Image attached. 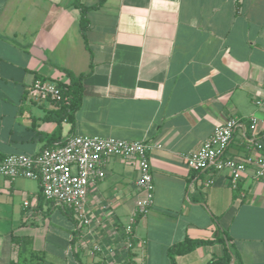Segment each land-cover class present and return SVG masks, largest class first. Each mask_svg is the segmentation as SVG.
Here are the masks:
<instances>
[{
	"label": "crops",
	"instance_id": "1",
	"mask_svg": "<svg viewBox=\"0 0 264 264\" xmlns=\"http://www.w3.org/2000/svg\"><path fill=\"white\" fill-rule=\"evenodd\" d=\"M88 18L84 37L75 0H0V158L77 134L146 142L155 196L136 224L132 264H210L224 255L223 229L243 264H264V178L251 168L233 187L228 170H190L184 158L230 117L245 131L225 156L258 155L249 118L264 138L255 103L264 93V0H106ZM67 71L85 75L73 128L28 96L36 78L67 83ZM105 171L88 201L97 220L83 232L75 214L45 200L39 180L0 177V264H104L91 242H110L140 196L135 161L112 157ZM187 238L212 243L174 263L170 246Z\"/></svg>",
	"mask_w": 264,
	"mask_h": 264
},
{
	"label": "built area",
	"instance_id": "2",
	"mask_svg": "<svg viewBox=\"0 0 264 264\" xmlns=\"http://www.w3.org/2000/svg\"><path fill=\"white\" fill-rule=\"evenodd\" d=\"M55 79L36 78L28 96L37 104L50 103L59 108L64 103L60 85ZM264 110V93L256 99ZM240 117H230L218 124L213 133L195 151L184 156L190 170L215 172L228 170L233 187L251 168L257 179L264 178V138L255 133L258 119L249 118L251 141L257 156L236 159L225 156L238 129L245 131ZM245 135V133L243 132ZM112 157L135 161L139 169L136 185L140 196L121 231L113 233L108 243L91 242V254H102L104 264H132L129 252L137 242L135 227L141 217L147 216L154 203L155 181L150 163V146L143 141H128L116 137L70 135L62 143L42 149L36 154L12 153L0 158V177H26L40 182L45 200L72 209L78 219V229L95 224L97 217L88 208L91 189L106 176L105 166ZM211 177L206 185H212ZM27 204V202H26ZM115 235V236H114ZM100 257V256H99Z\"/></svg>",
	"mask_w": 264,
	"mask_h": 264
},
{
	"label": "trees",
	"instance_id": "3",
	"mask_svg": "<svg viewBox=\"0 0 264 264\" xmlns=\"http://www.w3.org/2000/svg\"><path fill=\"white\" fill-rule=\"evenodd\" d=\"M105 2L106 0H98L94 4L86 5L81 0H75V6L78 7L81 12L80 23L82 34L84 35V37H86V30L90 26L88 11L101 7ZM67 75L70 77V81L67 83H60L64 96V103L56 109L54 114L56 115L55 119H57L59 122L65 119L72 124L73 128L75 125V113L82 105L83 78L85 77V75L80 74L76 76L70 71H67ZM62 208L71 219H74V216L72 214L75 213L72 209H67L64 206H62ZM218 241L222 242L225 245L224 255L221 257L213 258L210 264H243L242 259L239 257L237 251L235 250L234 244L232 243V238L229 236L226 229H223V235L220 239H218ZM210 243H212V241L210 240H196L187 238L182 242L170 246L168 253L171 256L172 261L175 263V255L188 253L191 250L195 249L197 246Z\"/></svg>",
	"mask_w": 264,
	"mask_h": 264
},
{
	"label": "rangeland",
	"instance_id": "4",
	"mask_svg": "<svg viewBox=\"0 0 264 264\" xmlns=\"http://www.w3.org/2000/svg\"><path fill=\"white\" fill-rule=\"evenodd\" d=\"M91 195H89V198L91 199V197H90ZM89 199V200H90ZM52 203H54V202H52ZM88 208H89V210H90V213H91V206L89 205V202H88ZM58 209V211L61 213V214H63L64 216L66 215V213H64L65 211L63 210V208H57ZM49 215V214H48ZM66 217V216H65ZM70 222H71V224H72V221L71 220H69ZM73 224H75V223H73ZM91 226V225H90ZM87 226H84V227H82V229H80L79 230V232L81 231V232H83L84 231V229L86 228ZM89 247H91V246H89ZM90 251H91V249H90Z\"/></svg>",
	"mask_w": 264,
	"mask_h": 264
}]
</instances>
